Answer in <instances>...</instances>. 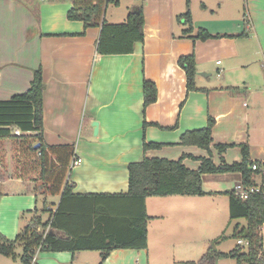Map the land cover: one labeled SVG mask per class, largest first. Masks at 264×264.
<instances>
[{
    "label": "crops",
    "instance_id": "0c3cea01",
    "mask_svg": "<svg viewBox=\"0 0 264 264\" xmlns=\"http://www.w3.org/2000/svg\"><path fill=\"white\" fill-rule=\"evenodd\" d=\"M109 3L115 9L121 7L120 0ZM122 5L119 20L104 5L103 21L124 22L141 5L143 40L134 42L131 52L101 54L97 49L100 26L69 20L70 1L0 0V100L27 91L34 72L41 70L42 140L48 145L74 146L65 181L72 193L82 197L72 199L73 206L67 204L63 214L64 229L73 233L91 231V223L95 228L94 212L109 216L112 207L128 204L124 199L117 205L118 199L92 196L126 194L130 163L144 157H182L187 168L197 169L198 158L209 157L208 152L181 145L180 136L206 127L209 117L215 121L211 144L215 164L222 159L240 161V143L248 144L252 160L264 162V0H131ZM187 8L193 29L185 35L182 14ZM199 28L211 37L195 38ZM191 53L199 88L193 91L187 89L185 71L178 64L180 56ZM145 80L153 81L157 90L156 100L147 105ZM151 142L161 147L144 150V144ZM217 143L231 146L220 155L213 147ZM0 159L5 164L0 168V233L12 240L26 221L23 218L30 216L25 212L45 207L51 210L41 214L47 221L61 194H41L35 177L24 175L28 161L36 160L34 154L29 153L24 172L18 175L9 174L1 153ZM73 159L79 164L73 166ZM240 180L238 172L203 174L206 194L147 197L146 248L36 251L31 264L196 263L208 249L196 259L179 260L182 252L201 249L193 242L194 236L181 232L195 230V217L203 221L202 226L210 223L213 209L209 201L226 198L222 202L229 209L227 193ZM120 211L114 212L124 218L126 214ZM130 229L129 222H118L113 225V236L132 241ZM97 231L91 239L101 244L103 237Z\"/></svg>",
    "mask_w": 264,
    "mask_h": 264
},
{
    "label": "trees",
    "instance_id": "16d2710c",
    "mask_svg": "<svg viewBox=\"0 0 264 264\" xmlns=\"http://www.w3.org/2000/svg\"><path fill=\"white\" fill-rule=\"evenodd\" d=\"M48 2H59L66 0H39ZM72 3L67 12L69 20H81L86 26H100V36L97 49L101 54L128 53L132 51L134 42L142 41L144 37L143 25L144 14L141 5L136 6L130 11L124 22L106 23L103 21L104 5L113 0H68ZM117 2V1H116ZM188 5V1H187ZM186 29L184 34L192 32V19L187 8L182 14ZM101 22V24H100ZM211 34L204 28H199L195 38L207 39ZM178 64L183 68L186 75L187 89L190 91L199 90L195 85L196 62L195 55L185 54L179 57ZM43 89L44 81L41 70L34 72V77L27 91L16 94L7 100H0V145L5 139H17L13 135L11 126L21 132H37L33 135L25 136L31 143L25 148L26 152L34 154L36 160L27 163L24 175L32 174L35 177L37 190L41 194L58 195L61 194L60 201L51 218L43 221L41 214L51 211L43 207L34 208L33 211L25 212L29 217L22 215L23 221L20 231L14 239H8L0 233V254L13 260H18L19 264H31L36 251H76L98 248L105 252L113 248H146V220L145 199L149 196H168V195H203L202 190L203 174H223L235 173L241 174V182L245 185L255 184V176L261 173L264 182V169L262 171L253 170V164L263 165L264 162L252 160L249 154V146L246 143H240L241 160L232 163H226L223 159L220 164H215L212 160V130L214 119L209 117L206 127L200 129L187 130L180 136L181 145H192L204 149L209 157H199L200 165L197 169H189L182 163V157L178 160H170L157 157H144L140 162L130 163L128 165V191L126 194L117 195H99L92 198L112 197L128 201L127 205L112 207L109 216L103 213L94 212L95 228L91 223V231L73 233L63 227V214L66 212L67 204L72 199H80L81 195L72 193L71 186L65 181L69 173V161L74 156L73 144L48 145L42 140L41 131L43 128ZM157 90L153 81L145 80L143 83L144 105L150 104L156 100ZM19 136V135H17ZM39 143V146H34ZM231 144L217 143L213 147L222 155ZM159 143H145L144 150L159 148ZM5 167L0 159V168ZM16 169V167H15ZM62 189V190H61ZM229 195V217L231 220L243 218L246 225L239 228L235 226L233 237L247 241V251H241V245L236 244L235 248L227 253L214 250L212 246L196 262L197 264H215L218 258L230 257L236 264H264L263 237L260 228L264 225V194H251L247 199L236 197L232 191ZM84 205V204H83ZM111 207V203L109 204ZM119 208V209H118ZM124 212V218L120 213ZM73 212V211H69ZM92 212V211H91ZM101 212H104L103 210ZM133 212L132 219L127 217ZM131 224L130 231L134 238L130 240L115 239L113 236V225L121 222ZM105 225V226H104ZM107 225V226H106ZM48 228V229H47ZM47 229V231H46ZM98 230V231H97ZM106 230V231H105ZM115 230V229H114ZM100 232L103 239L101 244H96L91 239L92 234ZM104 233H103V232ZM60 232H65L68 238L60 236ZM88 234V238H85ZM107 238L108 240L106 241ZM21 249V254L18 253ZM193 261L180 264H196Z\"/></svg>",
    "mask_w": 264,
    "mask_h": 264
},
{
    "label": "rangeland",
    "instance_id": "374dc122",
    "mask_svg": "<svg viewBox=\"0 0 264 264\" xmlns=\"http://www.w3.org/2000/svg\"><path fill=\"white\" fill-rule=\"evenodd\" d=\"M131 0H120L121 7L115 9V4L109 3L107 4L108 12H113V18L118 19V16H120V13L123 9L124 3H128ZM106 9V8H105ZM119 20V19H118ZM182 27V26H181ZM180 27V28H181ZM214 73V72H213ZM218 73L213 74L217 75ZM216 77L214 76L212 78V81H214ZM247 104H250L249 101H247ZM262 109L264 111V104L262 105ZM264 125V124H263ZM11 131L13 135H16L17 139H5L2 141V145L0 147V153L3 156V161L6 162L9 174L10 175H18L19 173H23V164L24 161L27 160V156L29 155L28 152H26V147L28 146V143H31V140H26L22 135H25L20 130L16 129L14 126H11ZM19 135V136H17ZM16 167V169H15ZM19 172V173H18ZM259 177H257V180ZM260 179L257 181L259 182ZM228 190V189H226ZM226 198L219 197L214 202L209 201L211 204V208L213 209V215L211 217L210 223L207 222V225H203V221H200L199 217H195V221L192 223L196 226L195 230L192 231H186L183 230L181 234L183 236L187 237H195V240L193 242L197 246H201V249L194 248L189 249L188 252H182L179 256V260H193L198 258L199 254L201 252H204L205 250L209 249L211 246L214 250L222 251V252H229L233 248H235L237 244V240L233 237V233L235 230L236 223L239 224V228L246 225V220L243 218L231 220L229 217V209L227 206H225V202L223 204V201ZM209 218L208 216L206 217ZM194 218L192 219V221ZM188 221V220H187ZM261 231V230H260ZM262 237H263V248H264V230L261 231ZM195 247V245H194ZM195 250V251H194ZM200 250V251H199ZM19 251V250H18ZM241 251L245 252L247 251V245L242 244L241 245ZM215 264H236L235 260L230 257H222L215 261ZM0 264H14L13 259L6 257L4 255L0 254Z\"/></svg>",
    "mask_w": 264,
    "mask_h": 264
},
{
    "label": "built area",
    "instance_id": "2783aa9c",
    "mask_svg": "<svg viewBox=\"0 0 264 264\" xmlns=\"http://www.w3.org/2000/svg\"><path fill=\"white\" fill-rule=\"evenodd\" d=\"M79 164V160L78 159H73V161H72V165L74 166V165H78ZM251 168L253 169V170H259V171H262L263 169H264V164L263 165H257V164H253L252 166H251ZM261 173L262 172H260L257 176L259 177V179H260V181L259 182H257L258 180H256L255 181V184H252V185H245L244 183H242L241 181H239V182H237V183H235L234 185H233V188H232V192H233V194L236 196V197H238V198H240V199H247L251 194H255V193H262V194H264V182H263V180H262V178H261ZM48 229V228H47ZM47 229H46V231H47ZM260 230L261 231H263L264 230V225H262L261 226V228H260ZM260 231V232H261ZM262 234V233H261ZM246 244L247 245V241H245V240H241V239H239L238 241H237V244L238 245H242V244Z\"/></svg>",
    "mask_w": 264,
    "mask_h": 264
},
{
    "label": "water",
    "instance_id": "95a60500",
    "mask_svg": "<svg viewBox=\"0 0 264 264\" xmlns=\"http://www.w3.org/2000/svg\"><path fill=\"white\" fill-rule=\"evenodd\" d=\"M95 126V130H96V122L93 124ZM39 146V143H37L34 147L37 148Z\"/></svg>",
    "mask_w": 264,
    "mask_h": 264
}]
</instances>
